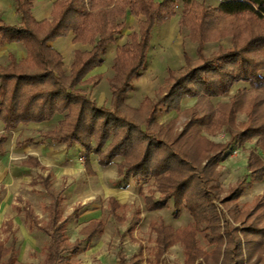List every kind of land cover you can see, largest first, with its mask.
Wrapping results in <instances>:
<instances>
[{
	"label": "trees",
	"instance_id": "obj_1",
	"mask_svg": "<svg viewBox=\"0 0 264 264\" xmlns=\"http://www.w3.org/2000/svg\"><path fill=\"white\" fill-rule=\"evenodd\" d=\"M12 1L19 23L9 26L0 18V46L21 43L26 57L16 61L10 55L8 64L0 67V120L4 125L0 153L8 133L20 124L48 123L59 117L54 129L39 132L40 141L63 145L67 149L80 146L87 166L92 155L105 167L120 157V177L157 182V192L161 196L148 202L150 211L164 209L171 202L176 218L181 209L188 212L192 224L183 231L165 226L155 228L160 253L179 241L184 245L187 261L193 264L201 256L195 251L194 235L203 233L212 245H225L222 253L226 264H243L240 238L236 234L241 231L249 237L264 233V211L257 213L259 206L264 209V199L257 200L252 210L240 211L236 202L249 182L244 177L230 187L219 202L225 205L228 215H234L233 221L242 225L240 229L230 227L226 219H221L214 203L221 189L213 179V163L205 160L202 167L194 164L182 144L175 148L187 129L172 139L168 129L157 125L156 115L162 107H170L174 100L184 97L211 99L223 96L238 81L248 83L251 91L264 94V0H218L217 7L211 11L204 9L197 0H56L51 19L41 22L32 15L33 0ZM178 4L182 8L179 24L190 26L199 48L208 23L221 17L249 19L248 38L243 44L232 40L230 48L208 58H204L199 49V62L195 66L183 54L187 66L181 72L168 70L165 84L156 98L144 99L139 110L130 109L126 101L134 88V80L141 76L147 64L152 31L176 15ZM128 15L143 19L138 20V31L116 46ZM69 33L73 42L88 44L91 49L75 51L66 72L61 55L49 43ZM111 48L115 49V55L111 63L112 76L108 80L110 106H98L82 87L94 79L93 87L98 85L99 78L88 75L102 66ZM259 97L255 103H249L247 121L238 134L242 141L253 138L261 141L264 137V122L259 124L255 116L257 105L264 101ZM239 106L235 99L226 106V113H222L224 123L234 117ZM141 108L146 112L142 122L130 113H137ZM212 118L213 114H210V117L198 119L197 123L212 127ZM25 142H34V139L27 138ZM230 146H223L213 158L226 157ZM106 148L108 151L104 153ZM248 167L254 180L264 178V165L252 152ZM43 187L52 199L46 209L47 223L38 226L31 212H26L30 223L47 237L43 264H72V258L84 244L90 243L101 231V223H91L83 230V239L69 244L65 227L70 218H62L60 194L51 190L47 178L43 180ZM230 203H234V207L228 206ZM81 209L75 210V216ZM250 244L254 248L260 246L256 242ZM15 263L14 244L6 248L0 243V264ZM118 264L140 263L135 260L127 263L119 256Z\"/></svg>",
	"mask_w": 264,
	"mask_h": 264
},
{
	"label": "rangeland",
	"instance_id": "obj_2",
	"mask_svg": "<svg viewBox=\"0 0 264 264\" xmlns=\"http://www.w3.org/2000/svg\"><path fill=\"white\" fill-rule=\"evenodd\" d=\"M197 2L204 9L210 11L218 4V0H197ZM181 12V5L178 4L176 15L171 18L177 20L178 29L176 27L170 29L167 39L163 40L162 37L160 39L161 31L158 29L155 31L156 41L154 40V48L150 55L153 59L152 67L149 68L147 62L145 69L141 71V76L134 80V88L126 101L130 109L139 110L144 99L154 100L160 88L165 84L168 70L181 72L187 66L188 63H185L184 55H187L191 65L195 66L199 62V49L201 55L208 58L230 48L232 40L243 44L248 38L249 32L246 31V28L249 29L251 25L249 19L221 17L208 23L203 33V43L199 48L198 40L194 38L190 26L187 23L182 26L179 24ZM128 16L131 18L127 19ZM128 16L118 34L116 46L122 45L128 40L130 34L137 32L138 20L143 19L141 16L136 17V19L133 18L134 16ZM164 31L166 30L164 29ZM109 53L115 55V49L111 48L107 54L109 55ZM107 54L102 66L88 75L89 77L97 76L99 78L98 85L93 87L94 79L82 87L98 106L104 107L110 106L108 80L112 76L111 59ZM8 62L9 58L7 64ZM262 75L264 77V71ZM258 97L264 98V94L251 91L248 83L238 81L223 96L211 99L200 96L197 98L184 97L174 100L170 107H162L156 115L157 125L163 127L164 130L168 129L172 139L184 128L187 129L186 135L181 138L180 144H177L175 148H180L182 144L188 157L198 167H202L205 160H210L213 163V179H216L221 189L218 199L214 200L219 212L222 209L226 212L225 205L219 201L227 194L228 185L244 173V170L240 168L234 170L229 160L236 156L249 159L251 151H256L255 149L252 150L255 141L261 143L262 148L257 151L262 154L264 160V137L261 141L258 138L242 141L238 136L247 121L249 103H255ZM234 99L238 101L240 106L235 108L234 117L228 123H224L222 113H226V106ZM130 113H132L131 115L134 114L140 122L144 120L146 114L144 108H141L137 113ZM210 114H213L212 127L197 123L198 119L210 117ZM255 116L259 124L264 122V101L259 106L257 105ZM219 123L223 124L219 125ZM54 127L55 124L46 126L43 131L52 130ZM15 136L16 132L10 134L7 147L12 146ZM20 136L39 139L38 134L33 130L28 132L22 130ZM226 144L231 145L226 157L218 160L213 158ZM64 148V146L61 149L54 147L52 158L49 154L47 156L59 167L56 176L51 181L52 187L57 191H63L62 210L64 216L71 214L79 204L86 205L80 219L68 224L67 238L70 242L77 240L80 229L92 219H101L105 224L104 234L98 237L92 245L82 247L79 254L72 258V264H118V251L122 253L127 263L133 260L139 261L140 264L186 263L188 256L185 253L184 245L179 241L173 242L162 253L159 252L160 247L157 244L159 238L155 228L165 226L174 231H183L192 224V219L184 209H181L178 218H176L171 202L161 210L150 211L148 209V202L161 196L157 192V182L154 179L132 180L129 177H120L119 168L122 165V158L120 157L105 167L98 164L96 157L92 155L90 164L87 166L86 157L83 155L84 151L78 145L69 155L74 159V167L65 168L62 165V169H60L57 160L62 153L64 154ZM107 151V148L103 150L104 153ZM46 170L53 172V168ZM88 172L94 174L90 175ZM41 174L46 175L45 172ZM36 176L37 173L32 171L30 175H19L16 180L0 182L7 184L5 191L0 195V241L6 248L14 244V254L17 257L15 264H43L46 255V237L36 229H29L23 215L16 211L17 207H22V203L18 202L19 199L33 208L40 221L45 219L44 207L48 205L49 198L42 190L41 179L36 178ZM222 180L226 182L224 185ZM244 201L246 203L236 202L238 205L236 208L240 211L249 209V196L245 197ZM228 206L234 207V203H230ZM233 216L231 214L227 216L229 226H236L237 229H240L242 225L234 222ZM263 234L258 232L256 235L247 237L245 233L237 232L236 235L240 238L241 243L243 264H264ZM203 236V233H195L194 235L195 251L198 254L200 252L201 256L200 259L197 258L193 261V264H226L223 261L222 253L225 245H212ZM251 242H256L260 246L254 248L252 247L254 245L250 244ZM187 262V264H191V262Z\"/></svg>",
	"mask_w": 264,
	"mask_h": 264
},
{
	"label": "crops",
	"instance_id": "obj_3",
	"mask_svg": "<svg viewBox=\"0 0 264 264\" xmlns=\"http://www.w3.org/2000/svg\"><path fill=\"white\" fill-rule=\"evenodd\" d=\"M55 1L56 0H33L32 15H33L34 19L38 22L50 20L52 13H53ZM153 1L154 2H161L162 0H153ZM0 18L6 25H9V26L17 25L19 23V18L15 12L12 0H0ZM130 18H131L130 16L127 17V19H130ZM133 18L136 19V17H133ZM174 27H176L178 29V22L176 19L175 20L169 19L166 22L162 23L161 25H157L154 27L152 34H151L150 48H149V52H148V61H147L148 64L147 65H149V68L152 67V60L153 59L151 58L150 55H151L152 50L154 48V42L156 41V38L154 36L155 31L157 29H158V31L160 30L162 36L159 35L160 36L159 38L161 39V37H162V39L165 40L169 36L168 34H169L170 29H173ZM164 29L166 31H164ZM49 44L54 50H56L58 53L61 54L62 59H63L64 69L66 71H68L70 69L72 61L74 59L75 51H88L91 49V46L88 44L84 45L81 43L73 42V37H72V34H70V33L64 37H59V38L54 39ZM111 52H113V51L111 50ZM10 55L13 56L16 61H21L26 57V50L21 43H16V42L0 46V67H4L7 65V59ZM107 56L110 57L111 63H112V59H113L114 55L109 53V55L107 54ZM104 61H105V59H104ZM97 69L93 70V72L96 71ZM59 119H60L59 117H55L51 122H48V123L20 124L15 130L10 131L8 133L7 140L4 143V145L2 146L3 149H2V152L0 153V182L1 181L8 182L9 180H12V181L16 180V178L19 175H22V174L30 175L32 171H35L37 173L36 178L38 177L41 179L42 190L47 195V197L49 198L48 205L44 207L45 219L43 221H40L38 216L34 213L33 208L28 203L23 202L22 200H19V199H18V202L22 203V207H17L16 211H17V213L23 215L24 220H25L26 224L28 225L29 229H31V230L36 229L37 231H39L42 234H43V232L41 230H39L36 226L31 224L30 221L27 219L26 212L27 211L31 212L32 216L34 217V219L38 223V226L42 227L44 224L47 223L48 214H47L46 209L51 204L52 199L49 196V194L46 192L45 188L43 187V180L44 179H46V178L48 179V181L50 183V188L53 192L60 194L59 204H60V210H61L62 218L63 219L70 218L66 227H65V234H66L68 224L71 221H78L80 219V215H82V213L86 207L85 204H79L78 206H76L73 209L71 214L64 216L63 210H62V194H63V191L62 190L57 191V189H54L52 187L53 184L51 183V181H52L53 177L56 176V173L59 170L57 168H59V167L57 166V164H54L52 162V160L48 159L47 156L49 154V155H51V158H52V156L54 154L53 153L54 150H52V149L54 147H59V149H61L63 147V145L47 143L45 141H40V139H35L34 137L23 138L20 136V131H22V130L25 132H28L29 130H31V131L33 130V131H35V133L39 134L40 131L45 130L44 128H46V126L47 127L53 126L54 124H56V122ZM3 131H4V125L0 120V135L3 133ZM13 132H16V136L14 137L13 144H12V146L7 147V142H8L9 136H10V134H13ZM27 138H33L34 142H25V140ZM253 143H254L253 144L254 147L252 148V150L255 149L256 151H251V152L254 153L259 158L260 162L264 165V160L262 158V154H260V152L257 151V150H260L262 148L260 146L261 143L256 142V141ZM74 149H76V148H74V147L71 149H67L66 147L64 148V151H65L64 154L62 153L61 156L58 157L59 159L57 160L59 163L60 169H62V167H61L62 165L65 168L72 167V166L74 167V164H75L74 159H73V157L69 156ZM250 149H251V147H250ZM90 161H91V159H90ZM229 162H230L231 166L234 168V170L240 168L241 170H244V173L240 177H238L233 183L229 184L228 187L230 188V187L234 186L242 178L246 177L249 184L244 187L243 193L237 201L241 202V203H246L244 201V198L249 196V209L252 210L254 207V204L256 203L257 200H259L261 198L264 199V178L259 179V180L253 179V176L251 173L252 170L248 167V159L246 157L242 158L241 156L240 157L236 156V157L231 158V160H229ZM89 164H90V162H89ZM47 168H53V172H51L50 170H46ZM87 168L90 169L89 167H87ZM10 170H11V172H10ZM231 171H232V169H231ZM42 172H45L46 175L45 176L42 175L41 174ZM88 173L90 175L94 174L93 172L92 173L88 172ZM93 177H94V175H93ZM222 181H223L222 183L224 185V183H226V182L224 180H222ZM6 186H7V184L0 183V195L2 194L3 191H5ZM108 202H109V200H108ZM78 208H82V209L75 216L74 212ZM216 209L218 211L219 208L216 207ZM221 211H222V213H221ZM221 211L220 212L218 211L219 215L221 216V219L223 220L225 217V219L228 220L227 213L223 209ZM263 211H264V209L261 206H259L257 213H263ZM94 222L95 223L100 222L102 228H101V231L99 233H97V235H95L93 239H91L90 243L84 244V246H87V247L92 245V243L98 237H100L104 234L105 224L101 219H92L87 224L83 225V227L79 231V238L77 240H75L74 242H70L69 239L67 238L68 243L73 244L76 241L83 239L84 238L83 230L86 229L91 223H94ZM43 235L45 236V234H43ZM46 240H47V237H46ZM0 243L3 244V242H1V241H0ZM46 247H47V242H46ZM78 254H79V252L77 253V255ZM76 256H74V257H76ZM119 256L123 257V255L120 251H118V253H117V260L119 259ZM45 257H46V255H45ZM16 259H17V257H16ZM44 260H45V258H44Z\"/></svg>",
	"mask_w": 264,
	"mask_h": 264
}]
</instances>
